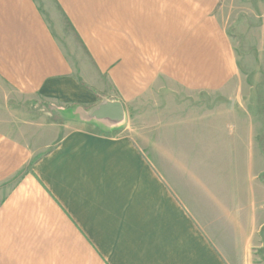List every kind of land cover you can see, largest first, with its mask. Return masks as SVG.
Here are the masks:
<instances>
[{
    "label": "crops",
    "instance_id": "1",
    "mask_svg": "<svg viewBox=\"0 0 264 264\" xmlns=\"http://www.w3.org/2000/svg\"><path fill=\"white\" fill-rule=\"evenodd\" d=\"M218 4L0 0V84L37 126L28 141L0 123V264H256L264 52L236 54ZM153 92L224 97L208 126L230 127L227 110L238 133L212 131L205 152L159 136L156 151L130 133Z\"/></svg>",
    "mask_w": 264,
    "mask_h": 264
},
{
    "label": "rangeland",
    "instance_id": "2",
    "mask_svg": "<svg viewBox=\"0 0 264 264\" xmlns=\"http://www.w3.org/2000/svg\"><path fill=\"white\" fill-rule=\"evenodd\" d=\"M263 13L264 0H219L217 15L233 38V49L236 54H246L253 58L264 52L263 48L257 47L256 43L254 44L255 38L260 39L262 37V35L259 36L255 33H258V29L264 24V16L261 17ZM251 82H247L248 88H252L253 84ZM153 93L155 94L142 98L134 103L130 112V121L133 124L130 133L131 135H138L140 137L142 135L151 137L152 141H156V143H153L156 151L159 136L167 137L168 142L170 140L172 141L175 136H181L182 139L184 138V141H186V138L187 140L197 138L199 141V151L205 152L207 139L210 136L212 137L213 133L215 137L219 134L228 137L238 133L237 126L236 128H232L230 125V123L233 124L232 122L235 118L232 116L228 117L230 114H228L227 110L225 121L230 126L228 127L229 129L221 121L214 123V127L218 126L220 128L217 129L218 132L216 129V131L210 130L208 126L212 112H214L216 117L218 115L221 117L225 112L224 104L229 106L230 102L224 99V97L199 95L190 100L186 96H177L178 102H175L174 100L171 101L168 92L160 94L157 92ZM29 106L30 102L22 103V101L16 99L14 96L9 95L8 89L0 84V123L11 126L8 130L17 131V128L15 129L13 125H15L14 118H18V130L21 133L20 135H23L22 138L26 140L37 129L36 120L30 121L29 118L21 117L24 114L21 110H28L30 108ZM16 113L19 115H16ZM250 115L253 116L254 113L251 112ZM262 116L264 118V111ZM220 119L224 118L221 117ZM262 122H264V119ZM229 130H232V132ZM259 142L264 156V137ZM184 146H186V143ZM219 155L221 159L216 161V163H219L218 167L221 170L225 168L226 174L230 161L222 151ZM206 162V159L199 160L200 170L204 169L202 163ZM205 178V171H200V181ZM259 178L264 182V173ZM253 247L256 251V264H264V228L254 239Z\"/></svg>",
    "mask_w": 264,
    "mask_h": 264
}]
</instances>
